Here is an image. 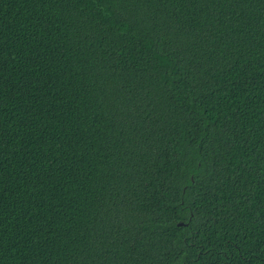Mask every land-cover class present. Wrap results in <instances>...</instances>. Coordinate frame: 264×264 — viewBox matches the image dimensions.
<instances>
[{"label": "trees", "instance_id": "trees-1", "mask_svg": "<svg viewBox=\"0 0 264 264\" xmlns=\"http://www.w3.org/2000/svg\"><path fill=\"white\" fill-rule=\"evenodd\" d=\"M0 264H264V0H0Z\"/></svg>", "mask_w": 264, "mask_h": 264}, {"label": "water", "instance_id": "water-1", "mask_svg": "<svg viewBox=\"0 0 264 264\" xmlns=\"http://www.w3.org/2000/svg\"><path fill=\"white\" fill-rule=\"evenodd\" d=\"M179 224L181 225V224H184L183 222H179Z\"/></svg>", "mask_w": 264, "mask_h": 264}]
</instances>
